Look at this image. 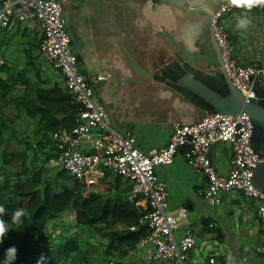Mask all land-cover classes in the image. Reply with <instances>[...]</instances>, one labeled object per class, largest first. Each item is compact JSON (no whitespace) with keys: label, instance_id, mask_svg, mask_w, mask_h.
<instances>
[{"label":"crops","instance_id":"0c3cea01","mask_svg":"<svg viewBox=\"0 0 264 264\" xmlns=\"http://www.w3.org/2000/svg\"><path fill=\"white\" fill-rule=\"evenodd\" d=\"M58 1L62 4L71 46L81 63L82 73L91 83L97 100L106 108L114 130L132 132L137 147L147 153L168 144L174 123L188 125L201 119L204 114L171 89L136 76L127 56L150 74L174 53L195 67L211 72L214 68L207 60L213 51L205 45L209 35L208 17L200 13L190 15L180 8L211 13L226 0ZM243 16L251 20L247 30L237 27ZM223 25L238 64H264V12L239 9L225 16ZM42 39L37 23H16L0 30V74L5 75L0 78L14 82L13 99L0 102V118L11 120L7 121L9 127L0 146L2 168L10 164L5 163L4 153L12 134L16 143L24 146L19 154L16 151L10 154L21 167L24 151L33 152L32 158H27L33 163L42 157L47 160L54 153L50 149L54 146L53 129L67 130V112L76 104L66 91L61 74L43 62ZM11 111L13 114L8 115ZM40 150L33 159L34 152ZM184 152L185 148L178 149L172 162L158 168L156 174L167 187V209L184 207L188 211L186 220L174 233L178 240L186 223L193 230L195 244L185 264H209L210 259L213 264H227L229 253L234 264H264V219L258 214V204L237 192L221 194L218 206L208 204L203 197L205 178L189 168ZM210 159L219 176L228 175L231 149L227 144H215L210 150ZM51 161L47 163V176L54 172ZM105 176L107 181L114 177L106 172L94 185L76 182L87 188L86 198L91 192L105 197L114 194L106 191ZM124 195L129 197V193ZM135 207L147 212L141 198L135 201ZM42 235L46 238L44 242L51 243L68 236L79 237L78 264H157L147 251L138 252L135 248L121 258L106 257L109 241L99 231L76 225L71 212H62L56 220L49 221Z\"/></svg>","mask_w":264,"mask_h":264},{"label":"built area","instance_id":"2783aa9c","mask_svg":"<svg viewBox=\"0 0 264 264\" xmlns=\"http://www.w3.org/2000/svg\"><path fill=\"white\" fill-rule=\"evenodd\" d=\"M244 8L229 0L211 13L209 26L217 43L228 80L246 100L255 99V86H264V64L242 65L233 58V48L223 25L228 14ZM264 12V6L252 8ZM16 23H37L43 33L41 58L64 79L65 89L78 106L74 124L69 130L54 132L51 139L56 148L52 164L67 172L72 180L87 186L96 184L104 174L120 176L131 185L128 200L145 201L147 212L141 222L149 234L136 244L138 252L149 253L157 264H185L195 240L189 224L177 240L174 233L187 218L181 207L167 209L168 191L156 170L170 164L178 149L185 148L186 164L205 178L203 197L212 206L220 204V195L240 193L258 202V214L264 219V195L253 182V170L263 162L252 150V124L249 115H204L192 124L176 122L168 144L160 149L143 152L137 147L136 136L112 128L106 108L95 94L91 83L81 71V63L71 46L70 34L58 0H0V30ZM231 149L228 175L219 176L210 159V150L217 144ZM213 259L209 264H213Z\"/></svg>","mask_w":264,"mask_h":264},{"label":"trees","instance_id":"16d2710c","mask_svg":"<svg viewBox=\"0 0 264 264\" xmlns=\"http://www.w3.org/2000/svg\"><path fill=\"white\" fill-rule=\"evenodd\" d=\"M13 86L14 82L0 78V102L13 99ZM77 110L78 106L75 104L67 112L65 119L67 130L73 126ZM7 121L0 118V146L9 127ZM56 131L57 128L53 129L52 133ZM39 145L42 147L43 144ZM50 149L54 153L46 158L47 163L56 157L55 145ZM40 152L42 150L34 152L33 159H36V154ZM28 153L29 151H24L21 155L22 168L28 174L23 176L25 180L18 178L12 184L6 178L0 185V205L6 208V215L0 218L11 224L10 217L15 209L26 210L23 224H11L7 237L0 244V264H4L5 252L10 246L17 249V257L11 264H36L41 254L46 258L45 264H78L81 242L79 237L68 236L64 239L59 238L55 243L44 242L46 238L42 233L47 223L56 220L62 212L74 213L76 225L81 224L94 232L102 233L109 241L105 250V256L108 258L123 257L126 252L136 247L138 241L149 234V228L141 222L146 211L135 207V202L133 204L128 202L124 194L130 193L131 185L120 176L113 174L112 181H107V175L105 176L106 191L114 194L103 197V194L100 196L91 192L86 198L87 188L72 180L66 171L54 167V172L46 176L47 173L43 169L27 159ZM7 162L9 161L6 160L5 163ZM124 185L127 187L121 188Z\"/></svg>","mask_w":264,"mask_h":264},{"label":"water","instance_id":"95a60500","mask_svg":"<svg viewBox=\"0 0 264 264\" xmlns=\"http://www.w3.org/2000/svg\"><path fill=\"white\" fill-rule=\"evenodd\" d=\"M180 9L190 15L204 14L209 20L216 8L211 13L196 8L181 7ZM205 45L213 51L218 63L211 72L195 67L178 53H174L170 60L164 61L153 74L143 70L132 57L127 56V59L136 76L163 84L204 115L235 116L243 113L249 115L252 124L251 147L253 152L264 160V86H255V99L246 100L227 78L220 49L213 38L210 26ZM253 182L264 195L263 162L254 168Z\"/></svg>","mask_w":264,"mask_h":264},{"label":"clouds","instance_id":"9594fccd","mask_svg":"<svg viewBox=\"0 0 264 264\" xmlns=\"http://www.w3.org/2000/svg\"><path fill=\"white\" fill-rule=\"evenodd\" d=\"M229 2L237 7L244 8L246 10H251L254 7L264 6V0H229ZM251 25V20L247 16L241 17L237 22V27L242 30H247ZM6 215V208L0 205V217ZM26 215V210L24 208H17L11 214V224L20 225L23 224V218ZM10 226L5 222L4 219L0 218V244L3 243L4 239L7 237ZM17 257V249L15 246H10L6 249L4 264H11ZM45 256L41 254L40 258L37 260L36 264H45ZM227 264H234V258L229 253L227 257Z\"/></svg>","mask_w":264,"mask_h":264},{"label":"rangeland","instance_id":"374dc122","mask_svg":"<svg viewBox=\"0 0 264 264\" xmlns=\"http://www.w3.org/2000/svg\"><path fill=\"white\" fill-rule=\"evenodd\" d=\"M207 61H208L209 66H212L213 68H216L218 66V63H217V60L215 58L214 53L211 54V59L207 60ZM0 76L4 77L5 75L3 73H1ZM11 114H13V111L8 113V115H11ZM13 131H14V129L12 130V132ZM23 148H24L23 145L19 146L16 143L15 139L13 138V134L11 136H9L8 145H6V150H5L6 153H4V156H6V158H4V159L9 161L10 164L8 166L3 167V168L0 166V185L4 183V180L6 178L9 179L12 182V184H14L18 180V178L25 180L24 179L25 177H23V176L24 175L28 176L27 172H25L24 169L20 166V162H18L17 160L14 161V159L12 157H10L11 152L16 151L19 154V152H21L20 150H22ZM27 156L29 159L32 158L33 152L30 151ZM17 162H18V164L16 165ZM1 163L2 162L0 161V164ZM35 163H36V166L40 167L41 169H43L46 172L47 162H46L45 158L42 157V159H40L39 162H35ZM47 175L48 174H46V176ZM249 201L252 202V200H249ZM253 201L256 202V204H258L257 201H255V200H253ZM69 218H72V217L69 216ZM68 221L72 222L73 220L68 219ZM230 235H232L231 232H230ZM234 244H235V242H234ZM229 245L232 246L231 243ZM235 249L238 250L237 247H235Z\"/></svg>","mask_w":264,"mask_h":264}]
</instances>
